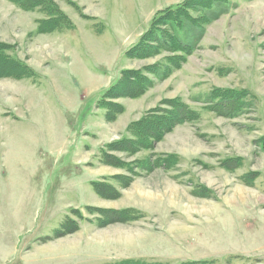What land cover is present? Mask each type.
<instances>
[{
	"label": "rangeland",
	"instance_id": "374dc122",
	"mask_svg": "<svg viewBox=\"0 0 264 264\" xmlns=\"http://www.w3.org/2000/svg\"><path fill=\"white\" fill-rule=\"evenodd\" d=\"M55 1L73 20V30L35 34L40 13L0 0V39L37 73L0 78V264L128 258L264 264V149L257 143L264 134V0H232L180 69L155 79L140 97L117 99L125 111L114 122L104 119L97 100L121 69L161 59H129L125 52L154 12L182 0ZM212 87L245 88L254 104L235 118L217 115L205 105ZM175 97L199 119L177 125L151 150L114 154L131 162L174 153L179 163L151 171L134 167L138 174L130 185H117L118 198L99 197L92 180L129 174L101 164L100 148L125 135L126 125L161 99ZM232 157H241V166L224 168L221 162ZM251 173V183L242 182ZM198 185L211 197L192 193ZM87 205L133 207L143 216L99 227L87 220L94 219ZM73 208L83 214L79 229L54 237Z\"/></svg>",
	"mask_w": 264,
	"mask_h": 264
},
{
	"label": "trees",
	"instance_id": "16d2710c",
	"mask_svg": "<svg viewBox=\"0 0 264 264\" xmlns=\"http://www.w3.org/2000/svg\"><path fill=\"white\" fill-rule=\"evenodd\" d=\"M8 1L20 10L38 12L42 15L35 20V34L59 33L75 28L73 20L55 0ZM231 4L232 0H182L154 12L149 26L126 50L125 56L129 59L160 56L161 59L142 68L120 70L115 83L110 85L97 100V106L104 110V119L107 122H114L125 111V106L117 99L140 97L154 86L155 79H166L173 71L180 69L188 57L200 47L207 27L222 14L227 13ZM75 7L78 9L77 6ZM81 17L96 20L95 17L83 13ZM98 23L100 22L94 24L95 31L100 33L103 27ZM13 47V44L0 39V78L19 80L36 77L37 73L31 66L11 54ZM147 74H151L152 77ZM254 101L253 94L245 88L212 87L205 98V105L217 115L235 118L248 111ZM198 119L199 113L180 98L161 99L156 106L144 111L139 118L131 120L125 127V135L105 143L100 148L101 164L124 168L129 174H115L92 180L90 184L93 191L101 198L115 199L120 196L117 185L128 187L133 176L138 174L134 167L146 171L175 167L180 158L174 153L150 154L149 157L131 162L123 160L114 153L134 155L141 150H151L177 125ZM257 143L259 148L264 149V134L257 139ZM221 163L224 168L235 170L241 166L242 158H226ZM253 176L252 173L248 176L243 175L241 180L249 185ZM192 193L201 197H211V192L203 185L195 186ZM85 209L94 216L93 220L90 218L87 220L95 222L99 227L117 222H132L143 216L140 210L133 207L114 209L87 205ZM70 213L71 216L66 215L60 226L54 230V237L70 234L79 229L83 214L76 208L71 209ZM106 264H215V261L201 259L168 263L128 258Z\"/></svg>",
	"mask_w": 264,
	"mask_h": 264
}]
</instances>
